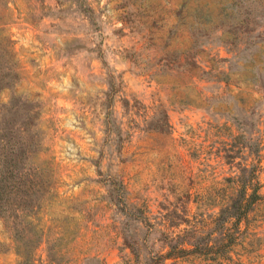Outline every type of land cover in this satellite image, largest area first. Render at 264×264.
I'll list each match as a JSON object with an SVG mask.
<instances>
[{
    "label": "rangeland",
    "instance_id": "obj_1",
    "mask_svg": "<svg viewBox=\"0 0 264 264\" xmlns=\"http://www.w3.org/2000/svg\"><path fill=\"white\" fill-rule=\"evenodd\" d=\"M0 66L52 188L41 236L0 217V264H264V0H0ZM252 166L227 257H159L190 227L210 244Z\"/></svg>",
    "mask_w": 264,
    "mask_h": 264
},
{
    "label": "trees",
    "instance_id": "obj_2",
    "mask_svg": "<svg viewBox=\"0 0 264 264\" xmlns=\"http://www.w3.org/2000/svg\"><path fill=\"white\" fill-rule=\"evenodd\" d=\"M2 74L0 66V81L3 79ZM8 83L10 81L4 80L2 84L0 82V87H7ZM8 110L9 106L0 103V217L12 219L13 226H16L26 216L30 217L38 212L45 193H49L52 188L42 176L46 161L35 162L30 157L39 146L35 124L30 120L31 115L16 106L14 112L19 117L16 121L15 116L8 117ZM236 181L238 187L218 204L213 219L216 235L212 237L210 244L206 239L210 230L201 235L195 227H190L185 229L186 236L181 233L170 237L166 243L167 248L158 254L159 257L164 259L208 251L216 252V259L227 257V252L237 242L239 222L245 219L247 212L262 198L253 166L247 171L241 167ZM24 220L28 224L29 236H20L18 240L21 243L41 236L35 226L30 225V220ZM16 232L14 231V235Z\"/></svg>",
    "mask_w": 264,
    "mask_h": 264
}]
</instances>
